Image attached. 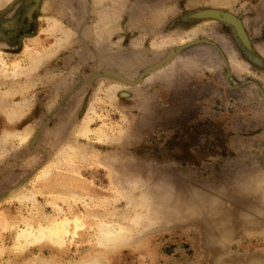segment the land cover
Here are the masks:
<instances>
[{"label":"rangeland","instance_id":"1","mask_svg":"<svg viewBox=\"0 0 264 264\" xmlns=\"http://www.w3.org/2000/svg\"><path fill=\"white\" fill-rule=\"evenodd\" d=\"M82 263L264 264V0H0V264Z\"/></svg>","mask_w":264,"mask_h":264},{"label":"bare ground","instance_id":"2","mask_svg":"<svg viewBox=\"0 0 264 264\" xmlns=\"http://www.w3.org/2000/svg\"><path fill=\"white\" fill-rule=\"evenodd\" d=\"M141 73H142V71L139 74H141ZM30 133H31V131L27 132L24 135V137L30 135ZM45 189L52 191V188H50V186H47ZM24 192L25 191H16L11 196V198L13 197L14 199H21V198L24 199L25 198ZM65 225H66V222H64V221H61V222L50 221L47 226L40 227L36 230L35 229H33V230H31V229L21 230L19 233H17L16 241H20L22 239V240H24L25 243L32 242V243H36V244H41V242L47 241V242H51L55 246H61V245H63L64 238L68 233L66 228H65ZM118 229H119L118 232L115 231V229H109V228H107L106 230H103L101 233V237L103 238V243L114 242L119 237H121V236H119V234H121L124 230L121 228H118ZM16 247L18 250L21 248V245H17ZM25 250H27V249H25Z\"/></svg>","mask_w":264,"mask_h":264},{"label":"water","instance_id":"3","mask_svg":"<svg viewBox=\"0 0 264 264\" xmlns=\"http://www.w3.org/2000/svg\"><path fill=\"white\" fill-rule=\"evenodd\" d=\"M172 57V53H169L167 55H165L163 57V60H168ZM125 68V67H124ZM127 68V67H126ZM125 68V69H126ZM130 70L132 69H142L143 72H146L148 70V66H146V64H132L131 66H129ZM124 69L120 70V74H111L112 78H115L121 82H126V79L124 78V76L121 73H124Z\"/></svg>","mask_w":264,"mask_h":264}]
</instances>
